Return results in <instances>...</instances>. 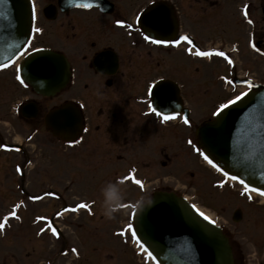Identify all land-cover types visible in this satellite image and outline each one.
<instances>
[{"label": "flooded vegetation", "instance_id": "af4514ba", "mask_svg": "<svg viewBox=\"0 0 264 264\" xmlns=\"http://www.w3.org/2000/svg\"><path fill=\"white\" fill-rule=\"evenodd\" d=\"M32 3L36 9L34 27L42 31L37 33L33 29L31 48L55 52L65 70L61 71L57 94L45 97L16 79V65L24 57L1 69L0 73L6 72L10 81L25 92L18 101L17 118L30 122L42 117L44 121L50 111L68 103L78 108L82 133L71 143L55 139L66 150H73L72 158L83 167H89L100 155L113 154L123 159L130 153L139 160L142 158L129 160L127 173L117 182L124 184L134 174L133 185L143 197L149 181L142 171L148 168L153 175L159 172L158 168H170L176 137L186 155L196 154L198 149L200 152L197 129L215 120L217 107L241 92L254 90V84L264 87V0H32ZM88 3L91 8L83 7ZM117 20L124 24L118 25ZM129 24L131 28L127 27ZM148 34L163 39L187 35L193 43L153 44L144 38ZM189 47L193 48L192 53L187 51ZM197 47L201 51H223L233 63L215 53L200 57L195 54ZM243 49L248 60L243 58L239 62ZM253 55L256 60L251 63L249 56ZM245 80H251L252 85H245ZM154 81L166 86L155 96ZM28 103L36 109V118L25 107ZM150 106H158V112L174 118L165 120L151 112ZM185 115L189 117L188 124L184 123ZM214 169L221 179L213 182V191L218 195L232 191L240 199L236 202L243 205L229 217L219 211L212 213L204 206H199L200 211L223 234L233 264H264V196L250 190L245 193L243 186ZM212 220L216 223H211ZM1 264L11 263L3 260Z\"/></svg>", "mask_w": 264, "mask_h": 264}, {"label": "rangeland", "instance_id": "374dc122", "mask_svg": "<svg viewBox=\"0 0 264 264\" xmlns=\"http://www.w3.org/2000/svg\"><path fill=\"white\" fill-rule=\"evenodd\" d=\"M245 52L239 62L248 60ZM249 57L255 62L254 55ZM24 94L6 72L0 73V223L5 225L0 229V264L3 260L11 264H153L138 251L127 227L133 210L148 201L143 198L153 191H174L226 217L243 205L230 190L220 195L213 191V182L221 177L201 160L199 152L186 155L176 137L170 168H158L153 175L142 168V176L149 181L144 197L131 181L119 184L121 206L107 217L102 189L123 177L129 162L139 157L129 153L123 158L127 162H121L113 154L100 155L89 167L77 165L73 150L53 138L42 117L30 122L17 118L18 101ZM10 144L21 148H10ZM81 203L89 208L72 210ZM11 212L16 215L10 216ZM54 225L60 232H52Z\"/></svg>", "mask_w": 264, "mask_h": 264}, {"label": "water", "instance_id": "95a60500", "mask_svg": "<svg viewBox=\"0 0 264 264\" xmlns=\"http://www.w3.org/2000/svg\"><path fill=\"white\" fill-rule=\"evenodd\" d=\"M30 0H9L5 6L13 15L15 27L8 30L4 25L0 29V63L12 55L14 48L9 47L24 39H30L28 34L30 21ZM33 25V21H32ZM52 54L55 61L52 60ZM29 63L32 65L34 80L29 83L34 90L44 96H54L59 90V77L65 65L61 68L60 57L54 52L39 50L31 54ZM18 58H14L17 61ZM23 75V72L21 73ZM27 82V81H26ZM222 123L214 126L212 122L198 129V141L205 154L214 163L224 167L230 175L240 176L250 188L264 190V161L251 153L241 150L246 139L247 123L251 120L258 125L264 124V88L247 93L240 101L229 105L223 110ZM63 117L62 119H59ZM71 121L75 131L68 134L63 131ZM79 110L66 105L50 112L45 119L47 128L56 137L72 141L81 131ZM217 119V118H216ZM259 150L256 145L254 151ZM134 228L141 243L153 245L159 264H233L230 248L218 228L199 216L196 209L185 198L175 193L156 192L151 201L140 205L133 214ZM192 220H196L194 224ZM152 251V248H149Z\"/></svg>", "mask_w": 264, "mask_h": 264}, {"label": "snow or ice", "instance_id": "6c2138e0", "mask_svg": "<svg viewBox=\"0 0 264 264\" xmlns=\"http://www.w3.org/2000/svg\"><path fill=\"white\" fill-rule=\"evenodd\" d=\"M27 2V0H26ZM9 3V0H0V21L4 22V25H6L8 30H11L15 27V21H14V17L12 15V13L5 7L7 4ZM83 7L85 8H91L92 5L90 3L88 4H84ZM35 14H36V9H35V4L32 3L30 5V21H29V28L27 30L28 34L31 33V31H34L39 33L42 31V29H40L39 27H34L32 25V21L35 20ZM245 16H247V12H245ZM249 23H252L251 20L248 21ZM116 23L118 25H123L124 21L122 20H117ZM4 25H0V29H2L4 27ZM127 27L131 28L132 25H127ZM146 40H149L151 43L153 44H174V45H179L182 41H186L188 44H192V40L189 38V36L187 35H180L178 39L176 38H167V39H163V38H153L151 34L145 35L144 37ZM9 47L14 48V51L12 52V55L9 56L6 61L4 63H0V68H5L7 67L9 64L14 63V58H19V57H24L23 61L21 64L16 65V72H17V76L16 79L19 81V83L21 85H23L24 87L28 86V83H32L34 80V74H33V68L32 65L29 63L30 60L33 59V57L30 55V53L32 51H35V49L31 48V41L28 39H24L18 43H14L13 45H9ZM253 48L256 47L255 44L252 45ZM187 51L189 53L193 52V48L189 47L187 49ZM213 53H215L216 55H219L221 57H225L226 59H228V63L232 64L233 61L230 58L226 57V54L223 51H218L216 49H212L209 51H201L198 47L195 48V54L200 56V57H211L213 55ZM52 60L55 61V56L54 54H52ZM23 72V75H21V73ZM227 79V78H225ZM26 81L28 83H26ZM231 80H228V83H231ZM155 85V90L153 91V96H155L157 94V92L163 88H166L164 83H157V82H153ZM243 83L245 85H252V81L251 80H245L243 81ZM247 95V93L245 92H241L238 95H236L234 97V99H228L226 103H221L217 109L216 112L213 114L216 116V120L212 122V124L214 126H219L222 123V117L224 115L223 110L226 109L229 105L234 104L236 101H240L242 97H245ZM158 107V106H157ZM157 107H151L150 106V111L153 113H156L158 116H162L165 120L174 118V117H170L168 115H165V113L163 111H157ZM63 117H60L59 119H62ZM70 123L67 127H65L63 129L64 132L71 134L72 132L75 131V128L73 126V124L71 123V121L74 120V117H70ZM184 119V123L188 124L190 123L189 121V117L188 115H185L183 117ZM247 128V134L249 139H246L243 143V145L241 146V150L242 152H244L245 154L247 153H251L253 156L257 157L258 159H260L261 161H264V124L258 125L256 123H253L251 120L247 123L246 125ZM189 143L191 144L192 141L189 140ZM256 145H259V150L258 151H254ZM5 147H7L5 145ZM199 151V149H198ZM201 155H203L204 159L209 163L212 164L215 168H217L218 171H220L221 173H223L224 176H229L230 179H234V180H239V182L244 185V192L247 193L249 191V187L247 184H245V181L237 175H230L228 171L225 170L224 167L220 166L218 163H213V159H210L209 157L212 155L211 152H208L207 154H205L204 152H201ZM134 171V170H133ZM261 175L264 176V171L261 172ZM137 184H139L141 187L142 182L137 180L136 181ZM253 191L258 192L260 195H264V190H262L261 188H255L252 189ZM249 199H251V197L249 196ZM21 203H23V201H21ZM16 207H19V205H17ZM78 208H89V205L87 203H81L79 205L76 206V208H73L72 210L75 211ZM192 208L196 209V211L199 213L200 217H203L204 220H210L211 218L206 216L203 212H201L198 208H196V205H192ZM10 216H15L16 213L15 212H11L9 213ZM5 221H7V217L4 218ZM192 222L194 224H197L196 220H192ZM211 223L215 224L216 221L212 220ZM4 223H0V229L4 228ZM128 229L132 230L131 231V235L132 237L136 238L137 242L140 244V248L143 252L147 253L148 257L151 258L152 260L156 261L157 260V255L159 254L157 252L156 255H153V252H156V248L151 245L148 244V246H145V243H141V237H139L137 235L138 229L133 227L132 223H129L127 225ZM53 233H56V229L52 228L51 229ZM41 231H43V229H41ZM149 248H152V251H149ZM157 264H159V261H157Z\"/></svg>", "mask_w": 264, "mask_h": 264}, {"label": "clouds", "instance_id": "9594fccd", "mask_svg": "<svg viewBox=\"0 0 264 264\" xmlns=\"http://www.w3.org/2000/svg\"><path fill=\"white\" fill-rule=\"evenodd\" d=\"M104 194V214L111 218L113 214L120 208L122 202V194L119 182H108L102 189Z\"/></svg>", "mask_w": 264, "mask_h": 264}]
</instances>
